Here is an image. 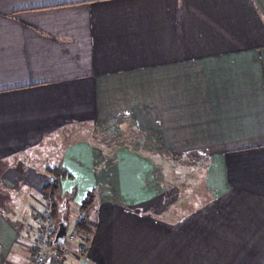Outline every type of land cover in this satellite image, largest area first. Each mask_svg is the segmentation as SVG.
<instances>
[{
  "label": "crops",
  "instance_id": "1",
  "mask_svg": "<svg viewBox=\"0 0 264 264\" xmlns=\"http://www.w3.org/2000/svg\"><path fill=\"white\" fill-rule=\"evenodd\" d=\"M46 204L64 264H264V0H0V264Z\"/></svg>",
  "mask_w": 264,
  "mask_h": 264
},
{
  "label": "built area",
  "instance_id": "2",
  "mask_svg": "<svg viewBox=\"0 0 264 264\" xmlns=\"http://www.w3.org/2000/svg\"><path fill=\"white\" fill-rule=\"evenodd\" d=\"M48 181L53 182L54 177L49 176ZM35 220L29 264H47L49 260H51L50 264H64L69 256L79 254L74 249V244L77 240L84 238L76 229L67 230L63 244L58 246L51 244L57 230V217L47 204L35 214Z\"/></svg>",
  "mask_w": 264,
  "mask_h": 264
},
{
  "label": "rangeland",
  "instance_id": "3",
  "mask_svg": "<svg viewBox=\"0 0 264 264\" xmlns=\"http://www.w3.org/2000/svg\"><path fill=\"white\" fill-rule=\"evenodd\" d=\"M140 143H142V141ZM150 144H151V142H150ZM142 154H144V153H142ZM158 154H160V151H159V153H155V156L153 157L155 160L156 169H155L154 178L152 181V182H154V186H155V189L157 191H160L163 189V190H167L166 192L172 193L173 195H177V193L179 191L178 186L183 185V181H184L183 177H184L185 180L191 182V184L188 183L187 189L183 190V188H182V193H184L186 195V200H206V198L209 195L207 196V192L205 191L204 187L202 186V175H201V173L200 174L199 173L179 174L178 173L179 169H173L175 171L172 170L170 172H164L163 168L170 170V169H172V167L174 165H172L170 163H166L161 158V156ZM176 164H179V162ZM42 208L40 207L39 210H41ZM70 219H71V216L68 217V220L70 221V226L68 227L69 230H71L73 227L72 222H71L72 219L71 220Z\"/></svg>",
  "mask_w": 264,
  "mask_h": 264
},
{
  "label": "trees",
  "instance_id": "4",
  "mask_svg": "<svg viewBox=\"0 0 264 264\" xmlns=\"http://www.w3.org/2000/svg\"><path fill=\"white\" fill-rule=\"evenodd\" d=\"M49 176H53L54 177V181L53 182H51L50 184H52V186H53V190H55V188H57L58 187V183H59V180H57L59 177H60V169L59 168H53V169H50V171H49ZM91 200V199H90ZM53 212V211H52ZM54 213V212H53ZM62 219H64L65 221H66V219L65 218H62V216H61V214H60V216H59V218H58V223L62 220ZM83 225V222H78L77 223V228H78V233H79V235L81 236V237H84V238H86V240L89 238V232H87V231H89V228H87L88 230H83V228L85 229V226L83 227L82 226ZM83 227V228H82Z\"/></svg>",
  "mask_w": 264,
  "mask_h": 264
},
{
  "label": "water",
  "instance_id": "5",
  "mask_svg": "<svg viewBox=\"0 0 264 264\" xmlns=\"http://www.w3.org/2000/svg\"><path fill=\"white\" fill-rule=\"evenodd\" d=\"M67 230H68V223H67V221L62 219L57 225L56 234H55V237H54L53 241L51 242V244L53 246H58V245L63 244L65 242V239H66ZM50 262H51V260H49L47 264H50Z\"/></svg>",
  "mask_w": 264,
  "mask_h": 264
}]
</instances>
